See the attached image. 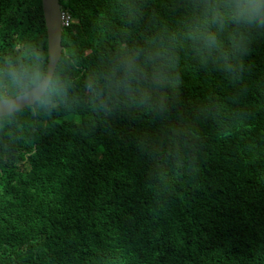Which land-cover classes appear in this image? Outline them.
<instances>
[{
	"label": "trees",
	"instance_id": "16d2710c",
	"mask_svg": "<svg viewBox=\"0 0 264 264\" xmlns=\"http://www.w3.org/2000/svg\"><path fill=\"white\" fill-rule=\"evenodd\" d=\"M60 4L67 95L0 117V264H264V30L229 76L184 38L190 0ZM159 36L167 110H95L88 80ZM47 64L41 0H0V100Z\"/></svg>",
	"mask_w": 264,
	"mask_h": 264
},
{
	"label": "clouds",
	"instance_id": "9594fccd",
	"mask_svg": "<svg viewBox=\"0 0 264 264\" xmlns=\"http://www.w3.org/2000/svg\"><path fill=\"white\" fill-rule=\"evenodd\" d=\"M190 3L183 21L184 38L202 60H212L229 76L240 71L239 59L247 53L249 34L264 30V0H190ZM170 39L159 36L150 39L145 48L125 47L114 64L90 78L86 92L94 109L107 115L120 104H133L148 111H166V88L173 84ZM23 73L32 102L49 105L53 97L67 95L70 85L55 69L30 68ZM166 150L179 158L183 144L178 134Z\"/></svg>",
	"mask_w": 264,
	"mask_h": 264
},
{
	"label": "water",
	"instance_id": "95a60500",
	"mask_svg": "<svg viewBox=\"0 0 264 264\" xmlns=\"http://www.w3.org/2000/svg\"><path fill=\"white\" fill-rule=\"evenodd\" d=\"M42 11H44L47 35H48V64L47 69H57L58 62L62 56L64 46L62 44V6L60 0H41ZM30 90L11 98L0 100V117L11 115L28 106H34Z\"/></svg>",
	"mask_w": 264,
	"mask_h": 264
},
{
	"label": "built area",
	"instance_id": "2783aa9c",
	"mask_svg": "<svg viewBox=\"0 0 264 264\" xmlns=\"http://www.w3.org/2000/svg\"><path fill=\"white\" fill-rule=\"evenodd\" d=\"M71 22H72V18H71L70 13L62 11V25H63V27L70 26Z\"/></svg>",
	"mask_w": 264,
	"mask_h": 264
}]
</instances>
